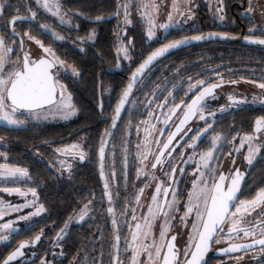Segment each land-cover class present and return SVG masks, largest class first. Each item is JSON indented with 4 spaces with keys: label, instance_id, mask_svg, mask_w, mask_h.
<instances>
[{
    "label": "flooded vegetation",
    "instance_id": "obj_1",
    "mask_svg": "<svg viewBox=\"0 0 264 264\" xmlns=\"http://www.w3.org/2000/svg\"><path fill=\"white\" fill-rule=\"evenodd\" d=\"M128 1L59 0L61 15L67 13L65 16L67 22L61 23L59 16H53L51 13L40 8L36 1L6 0L5 7L7 11L4 18L0 20V35H4L7 40V37L10 35V32L7 31V24L12 16L17 15V8H19V15L21 16L29 15L27 10L31 8L37 14L35 21L23 24L18 23L17 31L21 32V34L24 31H29L32 36L41 40L45 47H50L56 57L70 64L72 68H76L79 72L78 76H74L72 71L65 70L64 66H60L57 62L51 71L54 74V79L58 81V91L60 82L72 97L68 85L71 84L74 90L80 92L82 90V81L87 78L84 70L79 68L78 65L98 67L95 75L96 102L93 104V107L99 114L98 121L94 124L81 125L76 129V132L82 131L79 138H72L74 131H70L68 132L67 140L63 142H57L55 139L42 141L43 146L46 147L48 152L43 150V148L29 147L32 148L31 154L35 158L45 162L58 176L68 180L67 195L70 203L67 215L64 216V213L58 216H56V213L52 215L51 211L40 201L37 188L22 184L28 177L0 180V189L6 186H18L27 189L35 188L37 203L44 208V211L39 215L31 216L30 219L24 220L19 228L10 233L7 240L0 242V251L5 250L6 247L11 246L13 243L0 260V264H2L9 254L17 249L20 243H28L30 246L24 248L22 250L23 255L11 261L10 264H42V261L45 264H111L112 236L103 189L96 167L99 138L109 123L114 105L120 90L125 84L126 77L150 51L179 38L210 32L223 33L229 37H235L232 41L213 40L198 42L161 58L151 68L163 63L167 69L170 65L169 63L174 62L175 68L173 73L164 74L161 76L160 81L152 86L150 84L143 86V79L150 68L144 74L129 99L125 109V111L128 110L129 112L125 116L124 111L122 119L110 138L105 156V175L109 184V190L112 193V204L120 237V261L122 259V250L130 239L132 232L135 231V224L142 217L143 219H145V216L148 217V207L153 206L151 198L155 194V186L161 183V181L163 182L162 187L169 188L166 200L163 192L158 196L159 203L163 204L164 210L169 212L164 245H166L172 236H175L174 245L179 253V264L183 261L185 243L188 237L194 235L192 224L196 222L195 212L185 217L189 193L193 190V182L199 178V173H196L195 176L193 173L196 172L200 155L211 148L212 136L221 135L223 142L219 147V151L214 153L217 159L210 162V166H218L219 172H223L229 178L235 169L247 173L238 198L240 200H251L255 198L257 192L264 189V184L261 185V183L256 188L245 186L255 161L259 158H262L264 161V131L258 134L254 133L255 121L259 118H264V90L257 87L259 83H264V79H262L264 77V45L250 44L244 40L246 36H250L253 39H264V35L261 34L259 29L254 33L249 32V29L254 26L264 28V0H251L253 8L251 12L248 11L250 0H223L222 13L216 11L217 7L220 6V0H189L187 6L183 9L184 15L181 16L179 25L170 28L165 33H160L157 38L151 40L147 38L143 24L137 14H135L138 0H132L129 5L130 24L125 25L123 23V9L120 10V15H116L118 5L125 2L128 3ZM8 5H11V7H8ZM167 10L168 3L164 7L161 5L158 15L159 21L165 17ZM220 15L224 16L223 21L220 20ZM97 16L105 17V19L97 22L95 20ZM40 25L49 26L51 31L64 37V39H56L50 32H45L40 28ZM93 33L94 36L92 35ZM16 39L17 42L15 44L7 41L9 46L14 50L10 54L12 61L20 58V62L22 63V57L25 52L33 60H38L40 57L57 60L53 55L46 56L42 48L27 37H23V47L19 43L20 38ZM117 40H121L124 45L128 46V59L118 54ZM129 41H131L130 45L128 44ZM71 52L72 54L83 56L84 60L81 63L72 60L68 57V55H71ZM173 54H177L178 56L174 59L169 58ZM200 54H205L206 57H198ZM91 55L94 57L87 59ZM117 65L120 66L119 70L113 73L106 72L107 69L115 68ZM104 75L114 76V94H116V98L111 109L108 110L109 114L103 116V111H106L102 89V76ZM120 75L124 81L121 87L117 88L116 78ZM221 77L223 78L221 86L215 88L212 95L206 96L204 100V104L207 105L204 114L207 122L212 123L213 128L197 144L193 161L184 163L179 155V153L183 152L184 159H187L188 155L193 154V149L187 146L177 147L171 157L165 152L164 157H162V160L165 161L163 165H157L153 169L151 165L155 161V156L159 154L162 142L167 140L170 133L175 132L176 126L179 124L180 119H182L184 111H186V105L200 90L197 88L194 91H189L190 85L198 80H204L205 87L212 84H220ZM231 81H236V83H231ZM99 83L100 94L98 93ZM169 92L172 93V96L168 95ZM99 97L102 101L101 111L98 108ZM229 97H232V99H229ZM254 97L255 99H253ZM165 98H167V104H164ZM234 100L245 102L234 104ZM71 102L74 105L72 100ZM162 104H164V107H159ZM177 104H180L181 107L176 110L175 115H172L169 110ZM224 105L226 108H224V111H221ZM74 107L76 109L75 105ZM149 109L150 111L155 110L156 113L167 111L165 118L171 116V119L168 121V125H165L164 122L160 123L159 128L153 132L152 136L144 140V152L147 155V159H143L145 174L137 179V164L133 154V141L136 138L135 129L143 118L146 117ZM213 112L216 115L210 116L209 113ZM28 114L26 110H19L17 112L16 118L25 121V124L21 126L12 127L0 123L3 126L2 135H0V153H3V155H0V162L8 166L26 169L19 164L9 162V154L20 148L18 145L17 148H12V145L17 144V141L8 137V133H5L6 129H19L32 127L39 123L60 121L70 124L71 120L76 117L75 114L74 117L67 120L38 122L31 116H28ZM198 115L187 122L184 126L185 130L188 128H200L202 130L206 127V121L199 120ZM92 126L100 130L94 149L91 146V140L87 136V131ZM162 129L164 130L163 135H161ZM127 131H129L128 138L126 137ZM192 134L189 133L184 139L188 140ZM244 134L256 135L259 137L256 141L261 142L258 147L259 152L254 153L252 165L243 160L242 153H232L233 145ZM182 135L183 132L176 136L173 146L176 145L177 141H180ZM233 137H235L234 140ZM157 140L161 141V144H157ZM71 141H79V144L85 151L86 157L83 162L78 158L72 159L57 152L59 144ZM180 143L181 145L184 144L183 141H180ZM93 150L94 173L97 182L94 192L95 187L92 185L87 186L86 183L84 184L87 177V167L91 163L89 156ZM60 157H63L66 163L71 164L70 170L61 168V164L58 163ZM233 160L235 161L234 164ZM169 161H171V166L176 168L174 179L172 180L169 179V176L172 175ZM181 168L184 169L183 172L180 171ZM201 171L207 173L208 170L201 167ZM113 172L116 174L115 178L112 176ZM219 172H217L216 177H218ZM76 182L79 184L76 185ZM209 184H211V181H209ZM141 188L144 189L142 194L139 193ZM173 191L176 193V202L174 208L170 210L167 207V202L173 200ZM74 192H79V196L75 195L73 197ZM137 194H140L139 202L134 198ZM73 198H75L74 202ZM89 201L92 203L88 204ZM85 204H88L89 207L88 216L84 222H77L79 218L78 214ZM132 209H135L134 214L137 217L135 221L132 220ZM258 212L259 209L253 212L252 216L247 217L245 222L241 224V227H252L249 221H254L257 218ZM63 216L64 220L59 226L55 227L56 221L62 219ZM181 217H185V219L182 221ZM65 224L68 226L65 233L62 234L64 238L57 241V235L65 227ZM140 224L143 226L145 221ZM151 224V234L154 238H157L158 235L160 236L162 225H165V217L163 214H160L151 221ZM224 227V232H218L214 236L205 264H264V253L260 251V245L248 250L215 255V251L229 243H244L261 238L259 228L255 229V236L245 237L243 232L229 234L227 231L229 225H225ZM38 234L41 235L40 241L32 244L31 242ZM216 240L220 242L215 243ZM236 257H243V259L238 262Z\"/></svg>",
    "mask_w": 264,
    "mask_h": 264
},
{
    "label": "snow or ice",
    "instance_id": "obj_2",
    "mask_svg": "<svg viewBox=\"0 0 264 264\" xmlns=\"http://www.w3.org/2000/svg\"><path fill=\"white\" fill-rule=\"evenodd\" d=\"M6 0H0V20L4 18V15L7 11L5 7ZM36 3L40 8L45 11L51 13L53 16H59L61 23H66L65 16L61 15V6L59 4V0H36ZM223 0H220V6L217 7L216 11L218 13L223 12ZM11 7V5H8ZM142 11V16L147 20L148 30H147V38L149 40L153 39L155 36V19L153 13L158 11V7L152 0H148V2H144L141 0L140 5ZM121 9H123V23L128 25L131 23L129 19V3H121L118 5L116 15L121 14ZM173 10H179L175 6V0L173 4ZM29 15L21 16L19 15V8H17V15L12 16V18L8 21L7 31L10 32V35L7 37V40L4 35H0V120L4 121L7 125L11 126H19L25 123L23 120H19L16 118V114L19 110H26L30 115L39 117V114L42 110L48 109L49 106H53L56 108V111L61 114L62 118L67 119L76 114V109L74 105L71 103L72 97L71 94L65 96L66 88L64 85H59L58 91V81L54 79V75L51 72V69L55 67L58 62L60 66L64 65L63 61L58 60H49L47 58H40L38 60H33L30 58L29 54L25 52L22 57V63L20 62V58H17L16 61H12L10 54L13 53V48L9 46L7 41H11V43L15 44L17 42L16 38H20L19 43L21 47H23V37H27L29 40L34 41L37 45H39L43 53L47 55H53L52 49L50 47H45L43 42L36 37L32 36L29 31L21 32L17 31V24H23L26 22H32L36 19V12L32 11L31 8L28 10ZM249 12L253 11L251 6V0L249 3ZM190 12V9H189ZM181 16L184 15L183 12H179ZM189 18H191L189 16ZM220 20H224V16L220 15ZM105 19V17L97 16L95 20L97 22ZM172 14L168 15L169 23L161 24L160 27L163 29H168L172 26ZM45 32H50L52 36L56 39H64V37L59 36L57 33L51 31L49 26L40 25ZM257 29L264 35V28H260L259 26H254L249 29L250 33H254ZM94 36V33L92 34ZM91 38V37H90ZM209 37L195 36L191 38H181L171 41L167 44H163L160 48L152 51L146 59L136 68V70L132 73L130 77L129 83L126 85L124 90L122 91L121 97L119 98L118 104L115 108V116L112 119L111 127L116 128L117 122L121 115L122 110L125 108L126 103L129 102V97L133 92L134 85L137 81H140L146 69H149V66L153 64L159 57L164 56L172 49L180 48L188 43L191 40L199 41L201 39H207ZM222 39H234L235 37H229L226 35H221ZM244 40L250 44L264 45V39H253L250 36L244 37ZM131 44V41L128 42ZM118 51L123 54L125 59L129 58L128 55V46L122 45ZM8 68L6 71L5 69ZM72 74L74 76H78L79 72L76 68H72ZM264 79V77H262ZM223 83V78L221 77L220 84H212L210 86L205 87L204 80H198L195 83L190 85L189 91H194L199 88V92L194 95V98L190 103L186 105V111L183 113L182 119H180L179 124L176 126L175 132H172L168 135L167 140L162 142V147L159 150V154L155 156V161L152 163L151 167L155 169L157 165H163L165 162L162 160L165 152H167L168 156L171 157L172 153L176 151L177 147L187 146L188 148L193 149V154L188 155L187 159H184V153L181 152L179 155L182 158L184 163H190L194 159L195 149L197 144L201 141L203 137L209 132L210 129L213 128L212 123L207 122V118L204 114L205 108L207 105L204 104V100L206 96L212 95L213 90L217 87H220ZM231 83H236V81H231ZM258 88L264 90V83H259L257 85ZM169 96H172V93L169 92ZM57 96H59V103L57 102ZM232 99V97H229ZM255 99V97L253 98ZM245 101H236L234 100V104L244 103ZM151 103V101H149ZM164 104H167V98H165ZM164 104L159 105V107H164ZM181 107L180 104H177L174 108L170 109V113L175 115L176 110ZM10 108V111L7 109ZM221 111H224L222 108ZM23 114V113H21ZM198 115V119L201 121H206V127L202 130L200 128L192 129L188 128L184 129V126L189 122L193 117ZM150 116L153 113H149ZM210 116H215L216 114L209 113ZM171 119V116H167L164 120L165 125H168V121ZM145 123H147L145 121ZM153 127H155L153 125ZM264 131V118H259L255 121L254 133H260ZM183 132V135L180 137V141H183L184 144L181 145L180 141H177L176 145L173 146V141L176 139V136ZM189 133H193L188 140H185L184 137H187ZM164 134V130H161V135ZM111 132L106 131L105 135L101 138V144L99 147V157L101 160V175L103 176V160L105 155V146L107 144L106 136H110ZM235 137H233V140ZM259 139L256 135H245L240 140V147L235 150L239 152L240 148H243L245 143L249 145L248 147V155L246 156V161L249 165L253 163V157L255 152H259L258 147L253 146V141ZM191 141V142H189ZM223 138L221 135L217 134L211 137V148L200 155L199 162L197 164L196 172L193 173L195 176L196 173H199V178L193 182V190L189 193V200L186 206L185 217L191 215L195 212V220L192 224V231L194 233L193 236L189 237V246L185 248L183 256H184V264H204L205 256L210 250V245L213 242V237L218 232L225 231V225H229L227 231L229 234L231 233H239L243 232L245 237L255 236L256 228L260 229V237L259 239L253 240L252 244L247 245H232L228 248L222 250L224 253H233L239 251L241 248H253L254 245H260V251L264 253V189H261L257 192L255 198L251 200H240L237 196V193L240 191L241 181L243 179V174L240 173L239 169H235L233 173H231V178L228 183L227 188L225 189V181L229 180V177L226 176L223 172H219L218 166H210V162L216 160L215 152L219 151V147L222 145ZM157 144H161V141L157 140ZM139 147V145H138ZM61 155L65 157H71L72 159L78 158L81 162L85 160L86 153L81 147L79 143H73L71 145L65 146L63 148L57 149ZM3 155V153H0ZM143 156V159H147L146 154H140ZM231 155V153H229ZM143 159L141 163H143ZM126 160V157H125ZM169 167L171 168L172 175L169 176V179H174V174L176 172V168L171 166V161L168 162ZM235 161L233 160V164ZM61 168L70 170L71 164L66 163V161L62 160L60 162ZM201 167L207 169V173L201 171ZM181 172L184 171L183 168L180 169ZM217 172H219L218 179L216 177ZM115 172L112 173L113 178H115ZM167 175V174H166ZM29 173L27 169L18 168V167H8L7 165H0V179H8V178H20V177H28ZM211 181V184H209ZM162 181L155 186V194L152 196V205L148 207V217H145V224L142 226L140 223L135 224L136 232L133 233L132 239L133 242L140 239L139 245L133 246V255L131 259V264H138L137 257L141 255V252L146 253L148 260L152 261L153 253L151 251L152 245L144 243L145 240L151 235V221L154 220L158 215L163 214L165 217V225L162 226L160 232V240L161 245H157L155 247V256L157 258H161L163 260V264H175V262L179 259L178 250L175 248L174 241L176 240L175 236H172L171 239L167 242L166 248L167 251L161 256V249L164 247V240L167 232V224L169 218V212L164 210V205L159 203L158 196L163 192L165 200L169 193L168 187H162ZM203 185V186H202ZM106 192L105 195L108 196L109 207L107 208V212L109 214H113L112 225L114 227L117 226V220L114 215V209L111 206L112 201V193L109 190V184L106 182L104 185ZM2 191L8 192L9 194L15 192L20 196H26L28 193L21 191L20 189H10L4 188L0 189ZM144 191L143 188L139 190V193L142 194ZM28 192L32 197H36V189L30 188ZM140 194L135 195V200L139 202ZM167 202V201H166ZM176 202V193L173 191V200L167 202L168 209H173ZM33 201L26 202L22 206L13 207L11 205L5 206L3 201H0V219H3V216L6 214L4 209L7 207L8 211H22L24 207H29ZM92 202L89 201L88 204ZM88 204H85L83 208L80 210L78 214L77 222H84L85 218L88 216L89 207ZM257 213V218L254 221H249L252 224V227H241V224L245 222L246 218L252 216L253 212ZM44 211L43 206L41 205L36 209L35 212L30 215L21 216L19 219L28 220L30 216L39 215ZM133 215L132 220L135 221L137 217L135 216V209H132ZM123 214V213H122ZM185 217H181L183 221ZM67 224L65 227L60 230V233L57 235V241L62 240L63 233L67 228ZM147 229V230H144ZM0 230H11L15 231L12 222H5L0 224ZM118 231V229H117ZM42 234V233H41ZM7 235L0 236V240H7ZM41 239V235L38 234L34 237L32 244L39 242ZM116 245L118 250V244L120 237L117 235L115 237ZM219 240H216L215 243H219ZM28 243H20L15 251L7 256L6 259L3 260L2 264H10L11 261L16 260L17 257L23 255V249L29 247ZM194 249V250H193ZM237 261L243 259V257H236ZM42 264H45L42 261ZM113 264H120L119 255H116L113 260Z\"/></svg>",
    "mask_w": 264,
    "mask_h": 264
},
{
    "label": "trees",
    "instance_id": "obj_3",
    "mask_svg": "<svg viewBox=\"0 0 264 264\" xmlns=\"http://www.w3.org/2000/svg\"><path fill=\"white\" fill-rule=\"evenodd\" d=\"M177 56V54H173L169 58L174 59ZM68 57L72 60H75L76 62L79 61L80 63L82 60H84L83 56H79L74 53L72 54V52L71 55H68ZM93 57L94 56L91 55L88 56L87 59ZM198 57L204 58L206 57V55L200 54ZM169 64L170 65L167 69L165 68L163 63H160L151 68L143 79V86L145 84H150V86H152L155 83L159 82L161 76H163L164 74L173 73L175 64L174 62ZM78 67L84 70V74L87 76V78L86 80L82 81V90L80 92L74 90L71 84L68 85L69 90L72 93V101L76 106V117L71 120L70 124L60 121L54 123H39L33 125L32 127L5 130V133H8V137L13 138L17 141V144H13L12 148H17V145L20 148L17 151H13L9 154V162L23 166L28 170L29 173L28 179H25L22 184L30 187H36L40 201L45 205L46 208L51 211L52 215L56 213V216L63 213L65 216L69 211L68 205L70 203V199L68 200L67 195L68 180L58 176L53 170L48 167L45 162H42L35 158L31 154V149L34 147L43 148V150L48 152V150H46V147L43 146L42 141L46 139H55V141L57 142H63L67 140V135L70 131H74L72 138H79L82 134V131L76 132V129H78L79 126L94 124L98 121L97 118L99 113L93 107V104L96 102L95 75L98 67L95 68V66L82 64L78 65ZM102 80L103 102L106 107V111H103L102 113L104 116L109 114L108 110L111 109V106L116 98V94H114V76L104 75L102 76ZM116 81L118 85L117 88H120L124 81L122 76L120 75L119 77H117ZM128 112L129 111L126 110L124 115L126 116ZM2 130L3 126L0 125V135H2ZM99 131V128L96 129L95 126L90 127L89 131H87V136L88 139L91 140V146H93V149L96 144ZM89 160L91 161V163L88 164L86 173L87 177L84 184L86 183L87 186L92 185L93 187H95L94 190L92 189L94 192L97 186L94 173V150L90 153ZM260 183L261 185L264 184V161L262 160V158H259L255 161L254 165L251 168L245 186L256 188ZM78 184L79 183L76 182V185ZM75 195L79 196V192H74L73 197ZM74 201L75 198H73V202ZM64 216L62 219L56 221L55 227L60 225V223L64 220ZM11 246H8L5 250L0 251V260Z\"/></svg>",
    "mask_w": 264,
    "mask_h": 264
},
{
    "label": "rangeland",
    "instance_id": "obj_4",
    "mask_svg": "<svg viewBox=\"0 0 264 264\" xmlns=\"http://www.w3.org/2000/svg\"><path fill=\"white\" fill-rule=\"evenodd\" d=\"M33 1H36V0H33ZM131 2H132V0L128 1L129 5L131 4ZM144 2H148V0H144ZM152 2L155 3L157 5V7H158V11L153 13V16H154V19H155V28H154L155 36H154V38H157L160 35V33L161 34L165 33L170 28L176 27V26L179 25L180 18H181V15L179 14V12H183V9H185V7L187 6L189 0H175V6L179 10V12L173 10L174 0H152ZM167 3H168V10H167V12L165 14V17H163L161 19V21H159L158 20V15H159L160 7H161V5H162V7H164L165 5H167ZM140 5H141V0H138L135 14H137L138 18L142 22L144 32H145V34L147 36L148 24H147V20L142 16L143 9H141ZM170 13L172 14V17H173V20L171 22L172 26H170L168 29L161 28L160 27L161 24L169 23L168 15ZM117 44H118L117 52H118V54L123 56V54L120 53L118 51V49L124 44H123V42L121 40H117ZM54 57L58 61H62L58 57H56L55 54H54ZM63 66H64L65 70L68 69V70L72 71V66L70 64L64 62ZM5 70L7 71L8 68H6ZM59 85H63V84L59 82ZM68 94H69V92L66 89L65 96H67ZM57 102L59 103V96H58ZM222 108L224 109V108H226V106L224 105V106H222ZM7 110L10 111V108L7 109ZM149 113H153V115L150 116ZM165 113L167 114V111L166 112H163V111L160 112L159 111L158 113H156L155 110L154 111H150V109H149L146 117L143 118V120L141 121L139 126L135 129L136 138L133 141V145H134L133 154H134V157L136 159V164H137V166H136V178L137 179L140 178L141 175L143 176V174H145V170H143L144 160H143V163H141V160L143 159V156L140 155L142 153L145 154V152H144V149H145L144 148V145H145L144 140L147 139L148 137H151L153 132L156 131V129L159 128L160 123L164 122L165 116H166ZM28 116H31L35 121L43 122V121H50V120H67L69 118L74 117L75 115L71 116V117H69L67 119H64V118H62L61 114H59L56 111L55 107L49 106L48 109L42 110L40 112L38 118L36 116L29 115V114H28ZM145 121L147 123H145ZM0 123L7 125L2 120H0ZM24 124H22V125H24ZM153 125L155 127H153ZM7 126H11V125H7ZM19 126H21V125H19ZM12 127H15V126H12ZM245 135H249V134L242 135L241 138L238 141H236V143L232 147V153L233 154H237L239 152L242 153L243 160L247 163L245 158L248 155V147H249V145L247 143H245L244 147L240 148L239 152H237L235 150L236 148L240 147V140ZM126 137L127 138L129 137V131L126 132ZM73 143H79V141H71V142H68V143L59 144L58 145V149L59 148H63V147L68 146V145H71ZM252 143H253L254 147H259L260 144H261V142H258L256 140H254ZM138 145H139V147H138ZM62 160L65 161V159H63V157H60V159L58 160V163H60ZM0 165H7V164H5L3 162H0ZM8 167H15V166H8ZM55 167L57 169H59V167L57 165H55ZM0 180H3V179H0ZM4 188H10V189H17L18 188L21 191L28 193L26 196H20V195H18L15 192L9 194L8 192L0 190V201H3L5 206H8V205H11L13 207L22 206L26 202L33 201L31 206L24 207L22 209V211H19V212H17V211H8L7 207H5L4 211H5L6 214L3 216V219H0V224H3L5 222H12L13 223V227L16 230L17 228H19L21 223L24 221V220H21L19 218L21 216L30 215L31 213L35 212L36 209L39 208L41 205L37 203V198L36 197L34 198V197L31 196V194L28 192L29 189H27V188H21V187H18V186H6V187H3L1 189H4ZM144 221H145V219H143V217H142V219H140V221L137 222V223H143ZM162 226H164V224ZM145 230H147V229H145ZM11 232H13V231H11V230H0V236L7 235L9 237ZM134 232H136V229H135V231L132 232V235H133ZM160 232H161V230H160ZM132 235L130 236V239L127 241L126 246L122 250V259L120 261V264H131V259H132V255H133V246H134V244L135 245H139V243H140V239H138L137 241L133 242ZM2 241H4V240H0V242H2ZM144 243L152 245L151 251L153 253V259H152V261H149L148 257H147V254L141 252V255H139L137 257L138 264H157L159 262L160 258H157L155 256V247L157 245H161V243H162L161 240H160V236L158 235L157 238H154L152 236V234H151L148 237V239L144 241ZM189 243H190V241H189V237H188L187 242L185 243V248H187L189 246ZM162 250H163V247L161 249V253H162Z\"/></svg>",
    "mask_w": 264,
    "mask_h": 264
},
{
    "label": "water",
    "instance_id": "obj_5",
    "mask_svg": "<svg viewBox=\"0 0 264 264\" xmlns=\"http://www.w3.org/2000/svg\"><path fill=\"white\" fill-rule=\"evenodd\" d=\"M221 35H226V34L210 32V33H202V34H199V35H195V36H202V37H209V38H207V39H201V40H199V41L191 40L190 43H188V44H186V45H184V46H182V47H180V48L170 50V51H169L168 53H166L164 56L159 57L156 61H154L153 64L149 66V69H150V68H151V67H152L157 61H159L161 58H163V57L169 55L170 53L175 52V51H177V50H179V49H181V48H184V47L190 46V45H192V44H195V43H198V42H204V41H213V40H217V41H232V40H233V39H222V38H220ZM195 36H191V37H195ZM226 36H227V35H226ZM191 37H185V38H191ZM179 39H181V38H179ZM172 41H174V40H172ZM170 42H171V41H170ZM167 43H169V42H167ZM167 43H165V44H167ZM161 46H162V45H161ZM161 46H159V47L153 49L152 51H155L156 49L160 48ZM152 51H150V52L144 57V59H146L147 56H148ZM40 58H42V57H40ZM40 58H39V59H40ZM43 58H46V57H43ZM47 59H49V58L47 57ZM144 59H143V60H142V61H141V62H140V63H139V64H138V65H137V66H136L131 72H130V74L126 77L125 84H124V86L122 87V89L120 90L119 95H118V98H117V101H116V103H115V105H114L113 112H112V115H111V117H110L109 123H108L107 127L104 128V130L102 131V133H101V135H100V138H99V142H98V146H97V153H96V167H97V174H98V176H99V179H100V182H101V186H102V189H103V194H104V199H105V204H106V210H107V208L109 207V200H108V196L105 195L106 189H105V187H104L105 183L107 182V180H106V175H105V156H106V152H107V148H108V144H109L110 138H111L112 134L114 133V131H115V129H116V128H112V127H111L112 119H113L114 116H115V108H116V106H117V104H118L119 98L121 97L122 91L124 90V88L126 87V85L129 83V80H130V77L132 76V73H133V72L136 70V68H137V67H138V66L144 61ZM49 60H50V59H49ZM119 69H120V66L117 65L115 68L107 69L106 72L113 73V72H115V71H117V70H119ZM149 69H146V70H145V73H146ZM51 72H52V71H51ZM52 73H53V72H52ZM145 73H144V74H145ZM144 74H143V76H144ZM53 75H54V74H53ZM99 75H100V73H99ZM143 76H142V77H143ZM141 79H142V78H141ZM139 82H140V81H137V83L134 85L133 92H134L135 88L137 87V85L139 84ZM133 92H132V94H133ZM98 93L100 94V83H99V87H98ZM132 94L130 95L129 99L131 98ZM57 99H58V96H57ZM190 102H191V101H190ZM190 102H189V103H190ZM127 104H128V103H126L125 108H124V109L122 110V112H121V115H120V117H119V120H118V122H117V125L119 124L120 120L122 119V116H123V114H124V111H125V109H126ZM98 108H99V111H101V109H102V101H101V98H100V97H99V99H98ZM185 110H186V109H185ZM106 131L111 132V135L105 137V139L107 140V144H106V146H105V155H104V160H103V176H102V175H101V160H100V157H99V147H100V144H101V138H102V136L105 135V132H106ZM240 173L243 174V179H242V181H241V185H240V190H241V188H242V186H243V183H244V181H245V178H246V174H247V173L244 172V171H242V172H240ZM230 178H231V177H230ZM230 178H229V180L227 181V184H226V181H225V189H226L227 186H228V183H229V181H230ZM217 179H218V177H217ZM239 192H240V191H239ZM239 192L237 193V196H238ZM111 206L113 207L112 201H111ZM113 209H114V207H113ZM107 215H108V220H109V228H110V230H111V236H112V255H111V264H113L114 257H115L116 255H119V256H120V239H119L118 250H117V247H114V245H116V239H115V237H116L117 235L119 236V232L117 231L118 226L114 227V226L112 225L113 214H109V213L107 212ZM114 215H115V213H114ZM115 218H116V216H115ZM213 239H214V237H213ZM167 242H168V241H167ZM252 243H253L252 240H251V241L244 242V243H229V244H227L226 246H224V247L218 249L217 251H215L214 254H215V255H224V254H228V253H224V252H222V250L225 249V248H228V247H230V246H232V245L241 246V245H247V244H252ZM166 244H167V243H166ZM211 246H212V243H211V245H210V249H211ZM256 246H258V245H254L253 248H255ZM250 249H252V248H250ZM193 250H194V249H193ZM243 250H248V249H247V248H241L239 251H243ZM166 251H167V248H166V245H165L164 248H163V251H162L161 256H163V254H164ZM209 252H210V250L208 251V253H207L206 256H205L204 264H205V262H206V258H207V256H208ZM233 253H234V252H233ZM178 257H179V253H178ZM158 264H163V260H162L161 258L159 259ZM175 264H179V259L175 262ZM180 264H184V259H183V261H182Z\"/></svg>",
    "mask_w": 264,
    "mask_h": 264
}]
</instances>
